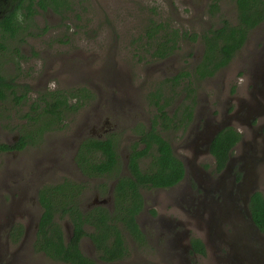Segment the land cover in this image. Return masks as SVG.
<instances>
[{
    "label": "rangeland",
    "instance_id": "obj_1",
    "mask_svg": "<svg viewBox=\"0 0 264 264\" xmlns=\"http://www.w3.org/2000/svg\"><path fill=\"white\" fill-rule=\"evenodd\" d=\"M73 1L72 11L65 16L50 11L35 14L33 25L28 29L33 34L10 39L9 49L0 53V72L19 84L16 89L7 91V98L0 100V143L17 144L22 140L27 143L15 154L0 153V207L15 201L18 207L26 209L24 214H19L21 220L30 224L25 244L14 243L6 258L0 255V264H7L8 260L23 264V257L25 264H66L30 249L29 240L42 211L37 201L38 189L45 183H58L64 178L83 181L87 186L81 200L90 203L96 197L97 184L114 181L116 171L95 179L82 176L74 154L78 144L89 137L103 139L112 135L123 162L122 169L129 173L130 145L137 138L134 126L142 122L150 127L157 114L155 106L148 103L149 92L157 88L168 91L170 84L164 83L165 77L196 66L202 51L201 33L222 24L223 18H229L233 23L237 21L234 0H222L217 15L209 13L212 0ZM151 18L178 29L181 35L183 32L189 35L182 38L175 53L163 60L152 58L147 50L148 38L144 30ZM194 34H198L195 39ZM263 70L264 21L250 31L229 65L196 85L197 93L201 95L197 108L203 110L210 106L221 114L223 101L231 95L239 97L241 103L244 100L241 89L248 84L251 90L252 83L249 82ZM187 86L188 82L184 80L177 86L175 96L181 98L187 94ZM76 88L85 90L79 92ZM23 89H26V95L17 102L12 92L16 90L21 94ZM58 92L67 95L69 107L60 117L42 112L51 107L47 101L54 100L51 95ZM39 100L43 101L40 108L35 106ZM263 110L264 106L257 113ZM254 115H242L244 126L249 120L254 122L256 129L261 126L260 115ZM156 128L173 143L177 156L185 153L179 146L190 128L186 131L162 125ZM147 163L148 159L143 158L141 165L145 167ZM250 171L254 184H259L264 195V163H256ZM17 189L23 192L20 197L15 192ZM142 190L146 204L139 222L152 239L146 237L141 246L127 241L129 254L123 262L112 264L131 261L173 264L160 256L165 242L161 239L154 243L156 236L151 226L155 223L152 218L155 211L152 209L162 204L180 205L174 199L179 188ZM100 194L99 198H108L102 191ZM66 229L71 232L69 222ZM3 230H0V242H4ZM83 242L84 246L93 248L87 238Z\"/></svg>",
    "mask_w": 264,
    "mask_h": 264
},
{
    "label": "trees",
    "instance_id": "obj_2",
    "mask_svg": "<svg viewBox=\"0 0 264 264\" xmlns=\"http://www.w3.org/2000/svg\"><path fill=\"white\" fill-rule=\"evenodd\" d=\"M221 1L212 0L210 14L217 15ZM234 1L237 6V21L233 23L229 18H223L222 24L209 27L201 33L204 49L200 62L191 70L185 69L172 77H167L164 83H171L169 85L171 91L178 93L176 87L180 84L181 78L195 77L200 80L212 77L224 69L245 44L250 31L264 21V0ZM73 6V0H0V9H7V13L0 18V53L9 49L10 39L27 35L30 25H33L35 14L50 11L65 16ZM145 30L149 45L147 50L152 57L158 59L167 58L175 53L179 49L180 38L189 37L187 33L183 32L181 35L178 29L153 18ZM160 31L162 34L158 35ZM29 33L33 34L32 31ZM197 35L194 34V39ZM191 83L186 87L189 94L195 93L193 81ZM17 87L19 84L8 80L0 72V100L7 98V91ZM22 91L21 94L16 90L12 92L16 95L17 102L26 95V89ZM166 95L167 91H163L162 88L149 92L148 97L151 103L157 106L158 112L150 127H146L142 122L134 126L139 138L130 145L129 173H124L122 169L123 162L120 160L116 149L117 143L112 135L103 139L86 138L78 148L75 159L85 176L94 177L116 171L113 208L101 204L83 212L80 207V199L86 186V182L83 181L64 178L58 183H45L41 186L39 200L43 212L34 243L37 251L68 264H102L99 261L112 262L125 258L129 254L127 244L129 239L133 238L140 246L146 242V235L136 217L144 207L142 189L172 187L179 184L185 175L184 164L175 154L171 142L156 128L157 125L170 128V123L174 120L166 110L170 103ZM51 97H54V100L47 101V104L51 103V107L42 112L57 114L60 117L63 110L69 107L68 97L59 92L56 95L53 93ZM174 116L180 118L176 113ZM180 124L182 123L175 122L174 126ZM240 136L232 127L221 130L215 136L211 150L219 160V167L223 166L229 149ZM25 143L24 140L13 146L3 143L0 144V150L21 149ZM143 158L148 159L145 167L141 165ZM108 185L102 186L105 194H108ZM250 207L255 222L264 232L262 192L257 191L253 194ZM62 219L65 221L62 222ZM65 222L71 224L69 234ZM20 228L23 232L22 224ZM85 236L92 239L98 259L83 251L81 241Z\"/></svg>",
    "mask_w": 264,
    "mask_h": 264
},
{
    "label": "flooded vegetation",
    "instance_id": "obj_3",
    "mask_svg": "<svg viewBox=\"0 0 264 264\" xmlns=\"http://www.w3.org/2000/svg\"><path fill=\"white\" fill-rule=\"evenodd\" d=\"M150 20H148V24ZM144 31L147 38V31ZM29 32H27V35L31 34ZM180 39L182 41V38ZM201 44L202 51L196 65L200 62L203 54L204 45L202 42ZM154 59H158V57ZM176 73L178 74L179 72ZM176 73L167 77H172ZM262 76H264V70L259 74L256 73L253 82H249L252 83L251 90L248 89L250 87L248 84L241 89L242 95H244V100L241 103L239 102V97H235L234 95L228 96L225 101L222 100L224 104L222 103L223 110L221 114H217L215 109L210 106H205L203 110L197 108L201 95L197 93L196 85H199L201 81L211 78V76L200 80H197L195 77L181 78L180 84L184 80L188 82V85L193 81L195 88V93H184L181 98L179 96L176 97L177 93L174 94L168 86L165 97H168L170 103L166 106V110L174 118L173 122L170 123V128L181 129L182 131L190 128V133L179 146L185 153L178 154V157L184 164L185 175L179 184L168 187L174 189L177 186L179 188V191L174 193V199L175 201H179L180 205L168 206V204H162L156 207L157 210L155 208L152 209L155 211L154 216H152L155 223L151 227L154 229V235L156 236L154 243H159L161 239L165 242L162 252H159L160 256L168 258L173 264H264V232L255 222L250 207L253 194L260 190L258 188L259 184H254L253 177L251 176L252 172H249L250 168L255 166L256 163H264V110L257 113L260 107L264 106V79L261 80ZM167 77H165V80ZM169 84L171 83L168 82L167 85ZM176 89L178 90L177 87ZM76 90L83 92L85 88H76ZM253 101H255V105L250 103ZM40 102L43 101L39 100V103H36L37 105L35 106H39L40 108ZM162 102H164V99ZM148 103L154 105L157 109V106L151 103L149 97ZM169 106H173L172 109L169 110ZM175 113L180 118H175ZM251 113L260 115L258 121L261 123V126L257 129L252 120L247 122V126L243 124L244 118L242 115H249ZM175 122L182 124L174 126ZM228 127H232L238 131L241 136L229 149L223 166L219 167V160L212 152L211 146L215 136L221 130ZM137 138H139L138 135ZM81 142L78 144L74 154L75 162V156ZM3 143L5 142H1L0 144ZM5 144L13 146L16 143ZM171 145L173 147L172 142ZM19 150L2 149L0 153L15 154ZM260 152L263 154H260ZM258 154H260V158ZM106 175L88 177L82 174L83 177L92 179ZM116 183L117 179H114L111 184L107 183V181L97 184L95 188L96 197L90 203H85L81 198L80 207L83 212L88 211L95 205L101 204L113 208V190ZM249 183H252L253 186H249ZM105 184H109L108 198L101 199L99 198L101 196L100 191H102V186ZM151 189L163 190L167 188ZM39 191L40 189L37 192V201L42 211L34 226L33 237L29 240L32 252H39L34 245L43 212V207L39 200ZM15 192L18 193L19 197L23 193L18 189ZM15 192H13V198L15 197ZM103 194L106 195L105 193ZM145 204L146 199L144 197V207ZM142 211L136 216L139 225V215ZM25 212L26 209L18 207L15 201H12L10 205L4 203V206L0 207V230L4 229V242H0V255H2V258L8 256L7 254L11 251L14 243L21 242V245L25 244L30 231V224H28L29 221L21 220L22 215H19ZM20 224L23 225V232L21 231ZM65 226L67 227V222H65ZM140 227L147 239L150 240L151 236L149 232L143 226L140 225ZM195 231L197 232L195 233ZM245 237L248 238L247 241ZM85 238L89 240L90 244L92 243L93 248L84 246L83 241ZM129 241L136 245V241L133 238L129 239ZM81 247L86 254L98 259L95 245L89 236H85L82 239ZM41 253L48 257L44 252ZM22 259L25 260L24 257ZM123 259L112 262H99L102 264H112L123 262ZM23 260L21 262L25 264ZM52 260L63 262L55 259ZM134 262L139 264H156L137 261H131L127 264ZM7 264L16 263L13 260H8Z\"/></svg>",
    "mask_w": 264,
    "mask_h": 264
},
{
    "label": "water",
    "instance_id": "obj_4",
    "mask_svg": "<svg viewBox=\"0 0 264 264\" xmlns=\"http://www.w3.org/2000/svg\"><path fill=\"white\" fill-rule=\"evenodd\" d=\"M13 8V7H12ZM11 8V9H12ZM7 13V9L5 8V9H3V10H1L0 9V18H2L5 14ZM213 138V137H212ZM249 186H253V184L251 183H249Z\"/></svg>",
    "mask_w": 264,
    "mask_h": 264
}]
</instances>
